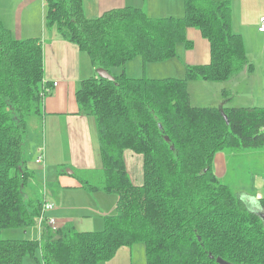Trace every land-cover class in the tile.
Here are the masks:
<instances>
[{
	"label": "trees",
	"instance_id": "16d2710c",
	"mask_svg": "<svg viewBox=\"0 0 264 264\" xmlns=\"http://www.w3.org/2000/svg\"><path fill=\"white\" fill-rule=\"evenodd\" d=\"M43 1L46 27L114 77L82 79L75 98L79 113L93 118L102 175L99 184L80 185L116 194V210L101 230L73 222L53 229L44 220L37 240L0 235V264H23L38 247L43 264H99L137 241L146 264H264V198L262 214L213 168L216 153L228 148L264 147V107L194 106L188 92L191 80L224 81L250 65L232 31V1L183 0L181 17L124 6L96 18L86 17L83 0ZM190 28L208 41V63L186 65L182 78L113 73L137 56L143 65L175 57L178 44L191 47ZM49 94L42 39H18L0 20V232L37 225L58 186L46 170L32 185L34 170L24 166L28 120L42 115ZM127 150L142 156L141 184L128 173Z\"/></svg>",
	"mask_w": 264,
	"mask_h": 264
},
{
	"label": "rangeland",
	"instance_id": "374dc122",
	"mask_svg": "<svg viewBox=\"0 0 264 264\" xmlns=\"http://www.w3.org/2000/svg\"><path fill=\"white\" fill-rule=\"evenodd\" d=\"M235 7L236 12L240 11V2H236ZM239 21L242 22L244 19L239 17ZM240 22L235 28V33L241 35L243 44L246 43L247 46L251 45V47L254 48L253 44L255 43L257 48H261L264 52V34L262 37H255V34L252 36L247 28L241 26ZM11 29L14 32L16 31L15 26ZM182 46L183 44L180 43L176 47L178 57L143 65L141 57L137 56L126 62L124 66L114 67L112 71L114 74H119L124 69L125 74L133 78H182L186 71L184 64L189 61L191 54L182 51ZM255 51L257 52L259 50L255 49ZM83 54L90 62L88 54L86 52H83ZM258 57V59H260L261 54H258ZM252 65L254 68L253 71L247 72L244 75H241V72L237 71L229 78L230 80L225 83L212 82L202 87L199 84H194L195 82H202L201 79H196L197 81L193 82L190 87L192 97L191 104L200 107L208 105L220 107V102H218V98H216L214 91L216 88L221 89L227 87L233 89V93H237L238 97L234 98L235 101L238 99L245 100L251 98L253 101L255 100V104H252L253 106L264 107V69L263 67H259L258 64ZM235 76L238 77L235 78ZM194 86H196L195 90H193ZM205 96L208 98L209 102H197L199 104H196L195 101L202 100H193ZM219 99L225 101L228 99V95L220 93ZM250 104L251 102H243L244 107H248ZM56 129H58V127H56ZM27 130L24 151L25 158L27 159V166L31 168H29L30 170H34V176L32 180H30L32 181V185L33 183H37V177H39L38 171L40 170L39 167H42L36 164L34 160V148H36L38 144L42 146L45 154L48 155L51 161H60V163L49 167L48 171L46 170L47 177H51V179L54 180L63 179L74 185V187L61 188L59 194H57L56 191L51 193L49 200L54 204V207L52 210L48 211L46 215L48 217H53L55 220L57 218V223L68 221L65 219H58L57 214H61L63 218L67 217L69 221H73L78 230L96 231L103 229L104 215H112L115 213L116 194L105 193L103 191L88 192L79 185L81 179L89 180L88 182L92 184L100 183L102 175L99 153H97V163L99 164L97 167H78L73 164V159L67 153L66 145L70 141L67 126L66 130L60 128L58 131L60 144H57L56 137L53 135V130H49V122L46 123L45 118H40L38 116L30 117ZM93 135L98 145V138L97 135L94 134V129ZM61 139L63 140V144ZM124 158L131 179L135 184H141L143 180L142 156L127 150L124 153ZM217 159L221 160L219 163L220 168L217 166ZM213 165L217 176L223 183L227 184L232 192L246 200L249 206L255 210L257 209L256 211L263 212L259 202L260 198H264V147L238 151H232L228 148L223 152L216 153ZM44 170L45 168L40 170V173L42 174ZM59 187H61V185ZM35 191L36 190H33V193ZM0 235L5 239L29 238L37 240L39 239L38 225L30 226L26 230L22 228H5L1 230ZM34 252L35 257L26 255L23 259V264H43L42 260H40V247L36 248ZM99 264H146L144 244L137 241L130 246H123L111 260Z\"/></svg>",
	"mask_w": 264,
	"mask_h": 264
},
{
	"label": "crops",
	"instance_id": "0c3cea01",
	"mask_svg": "<svg viewBox=\"0 0 264 264\" xmlns=\"http://www.w3.org/2000/svg\"><path fill=\"white\" fill-rule=\"evenodd\" d=\"M231 1L232 31L235 32V28L240 22L239 17H242L244 21L240 22L241 26L247 28L252 36L255 34V37H262L264 32L258 30V25L260 17L264 15V0ZM236 2H240V11L238 12H236ZM124 6L141 8L150 17H181L184 13L183 0H83L84 13L88 18H96L107 10ZM44 12L45 3L43 0H0V20L5 27L12 31L14 37L18 39L24 37H40L43 41L44 82L50 84V94L43 99L42 115L40 118H45L46 123L49 122V130H53V135L56 137L57 144H60L58 131L60 128L66 130L67 126L70 141L66 145V149L68 155L73 159L72 162L74 165L78 167H97L99 165L97 163L98 145L95 142L96 140L93 135V129L94 134L97 135L94 122L89 116L79 113L78 104L75 98V92L80 81L96 74V70L92 64H90L91 62H89L84 56L83 52L85 51L79 49L77 45L64 40L56 28L46 27ZM14 26L16 27L15 32L11 29L14 28ZM186 34L187 40H190L192 43L191 47H186L184 43H181L183 44L182 51L191 53L189 61L184 64L185 70L186 65L188 64L208 63L210 61L208 41L194 28L188 29ZM244 45L245 54L250 65L246 64L241 70H239L241 75L253 71L254 68L252 64H258L259 67H263L264 69L263 50L257 48L255 43L253 44L254 48H252L251 45L247 46L246 43H244ZM255 49L259 51L256 52ZM258 54H261L260 59H258ZM175 57H178V55ZM122 71H124V69ZM236 77L238 76H235V78ZM229 80L230 79L224 81L201 80L202 82H195L197 80L194 79L189 81L188 89L190 103L192 102L190 87L193 82H195V85L199 84L202 87H205L207 83H225ZM54 83L56 85H54ZM195 87L196 86H194L193 90H195ZM214 93L216 98H218V102H220V107H244L243 102L245 101L251 102L249 106L255 104V100L253 101L249 96L247 97L250 99H238L235 101L234 98L238 97V95L236 92L233 93V89L231 88H216ZM220 93L227 94L228 99L225 101L220 100ZM193 100H202L195 101L196 104H199L197 102H209L206 96ZM257 101L259 102L258 99ZM56 127H58V129H56ZM61 141L63 144L62 139ZM41 147L42 146L38 144L37 147L34 148V160ZM45 158V170L47 171L49 167L60 163V161H51L46 154ZM220 162L221 160L217 159L216 163L218 168H220ZM24 166L28 169L30 168L27 166L26 158ZM39 169L41 170L42 167H39ZM40 170L38 171L39 175L41 172ZM56 180L58 181V186L54 188L53 191H56L57 194H59L60 189L63 187H74L72 183L66 180ZM60 185L61 187H59ZM57 217L58 219L68 220L66 222H73L69 221V218L67 217L63 218L61 214H57ZM64 223H57L56 218L57 226Z\"/></svg>",
	"mask_w": 264,
	"mask_h": 264
},
{
	"label": "built area",
	"instance_id": "2783aa9c",
	"mask_svg": "<svg viewBox=\"0 0 264 264\" xmlns=\"http://www.w3.org/2000/svg\"><path fill=\"white\" fill-rule=\"evenodd\" d=\"M258 30L261 31V32H264V15L260 17ZM54 85H56V84L54 83ZM35 163L40 165V166H42V169L45 168V152H44V149L42 147L38 150V153H37V155L35 157ZM53 207H54V204L50 200H46L44 202L43 208H42V214L38 218V222H37L38 231H39V228H41L42 221H44V220L53 229H56L58 227L57 224H56V220L53 217H47L46 216L47 219H45V214H47L48 211L52 210Z\"/></svg>",
	"mask_w": 264,
	"mask_h": 264
},
{
	"label": "water",
	"instance_id": "95a60500",
	"mask_svg": "<svg viewBox=\"0 0 264 264\" xmlns=\"http://www.w3.org/2000/svg\"><path fill=\"white\" fill-rule=\"evenodd\" d=\"M96 74L98 75V77L100 78H106L108 80H114V77L109 74L105 69L103 68H98L96 69Z\"/></svg>",
	"mask_w": 264,
	"mask_h": 264
},
{
	"label": "bare ground",
	"instance_id": "6f19581e",
	"mask_svg": "<svg viewBox=\"0 0 264 264\" xmlns=\"http://www.w3.org/2000/svg\"><path fill=\"white\" fill-rule=\"evenodd\" d=\"M48 85V84H47ZM49 86H50V84H49ZM53 88V87H52ZM31 258V257H30ZM37 261V260H36ZM38 263V262H37Z\"/></svg>",
	"mask_w": 264,
	"mask_h": 264
}]
</instances>
